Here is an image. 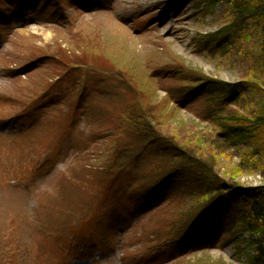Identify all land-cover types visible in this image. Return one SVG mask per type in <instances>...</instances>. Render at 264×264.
<instances>
[{
    "label": "rangeland",
    "instance_id": "1",
    "mask_svg": "<svg viewBox=\"0 0 264 264\" xmlns=\"http://www.w3.org/2000/svg\"><path fill=\"white\" fill-rule=\"evenodd\" d=\"M29 1L0 0V264H249L233 218L211 246L190 243L203 206L194 162L264 187V156L244 144L255 135L236 132L264 110V35L249 20L233 33L248 1ZM237 82L225 103L233 90L219 86ZM137 113L185 163L166 148L131 157L145 141L131 136ZM169 162L191 169L194 194L134 206L128 186Z\"/></svg>",
    "mask_w": 264,
    "mask_h": 264
},
{
    "label": "trees",
    "instance_id": "2",
    "mask_svg": "<svg viewBox=\"0 0 264 264\" xmlns=\"http://www.w3.org/2000/svg\"><path fill=\"white\" fill-rule=\"evenodd\" d=\"M247 1L245 5L240 2L236 3V15H239L240 19L238 21L239 28L236 27L233 33H241L239 30L241 26L242 28L246 26L245 24L242 25V23L249 20L251 24L258 28L260 33L264 35V0ZM262 56L263 61L264 53ZM243 84H245V82L219 86L225 90L230 89L236 91H232L228 94L225 103L238 102V97H241L240 92H244L245 89L244 86H242ZM252 86H254V84L250 87V90L253 92L255 89H253ZM219 87L218 85H216V87L214 86L215 91H217L216 89ZM193 90L196 92L206 91L202 84L196 85ZM222 97H224V95L219 94V96L216 98L213 97V99L220 101L218 98L222 99ZM256 116L258 123L250 119V127H247L248 124L245 123L246 126L236 125V132L242 134L243 131H247L248 134H254L257 140L244 144L248 145L249 148H253V155L257 156L261 154L264 156V110L260 111ZM242 121L244 122L245 119L242 118ZM236 122L237 124L239 123L238 119H236ZM133 124L136 129H133V131L131 130V136L136 138V141H138L139 138L145 141L140 148L132 146L134 150L131 153V157H138L143 151L149 148L150 152L156 151L157 153H160L166 148L168 154L173 156L174 159H179L181 160L179 162L185 163L184 160L182 161V159L174 154V151L179 150L176 145L165 143L164 148L162 143L157 142L159 140V135L154 129L155 127L151 119L137 113L134 114ZM223 134L225 140H230L227 134ZM129 144L131 145L132 141H130ZM256 146H258V148ZM189 164L192 163L190 162ZM208 164L209 162L205 164L201 160L194 162V168L199 167L203 170L201 171L203 172L202 177H198L201 181L200 186L202 184L200 188L203 191H199V195L203 206L199 209L198 218L194 220L197 223L199 222V225L193 232L194 234H192L190 243L197 249L211 246L213 239H218L223 233H227L233 218L235 221H239L241 230L248 233L246 241L249 243V247H252L251 255H249V264H264V187L241 186L237 182L224 178L221 174L218 176L215 173V168L207 166ZM166 169H168V171L156 170L153 175L143 177L140 183H138V181L136 184L129 185V197L134 202L141 204L148 202L150 203L148 205L154 207L165 199L166 195L168 196L170 194L169 192L176 193L180 188L185 189L187 195L194 194L190 190V185L196 181L192 179V171L189 167H185L182 163L169 162ZM144 175L145 174H143V176ZM183 234L184 232L178 233L175 237L177 240L176 243L179 242L180 236ZM183 244L186 245V242Z\"/></svg>",
    "mask_w": 264,
    "mask_h": 264
}]
</instances>
